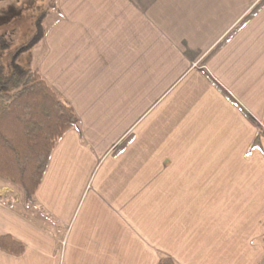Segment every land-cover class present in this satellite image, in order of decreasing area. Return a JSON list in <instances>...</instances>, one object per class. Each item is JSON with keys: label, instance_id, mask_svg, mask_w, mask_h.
Masks as SVG:
<instances>
[{"label": "crops", "instance_id": "1", "mask_svg": "<svg viewBox=\"0 0 264 264\" xmlns=\"http://www.w3.org/2000/svg\"><path fill=\"white\" fill-rule=\"evenodd\" d=\"M260 1L56 0L36 67L81 123L34 204L0 178V264H264V7L207 59Z\"/></svg>", "mask_w": 264, "mask_h": 264}, {"label": "trees", "instance_id": "2", "mask_svg": "<svg viewBox=\"0 0 264 264\" xmlns=\"http://www.w3.org/2000/svg\"><path fill=\"white\" fill-rule=\"evenodd\" d=\"M263 7L264 0H261L207 59ZM46 16L43 14L37 21V32L25 50L45 38ZM17 56L12 60L10 73L0 76V178L19 186L25 200L34 204L57 144L71 130L78 129L81 120L74 107L51 86L40 70L19 65ZM260 137V134L256 137L252 149ZM130 141V137L123 141L114 154L124 150ZM0 249L21 256L26 245L6 234L0 235ZM158 264L177 262L170 256H163Z\"/></svg>", "mask_w": 264, "mask_h": 264}, {"label": "rangeland", "instance_id": "3", "mask_svg": "<svg viewBox=\"0 0 264 264\" xmlns=\"http://www.w3.org/2000/svg\"><path fill=\"white\" fill-rule=\"evenodd\" d=\"M56 6V0H0V76L10 73L12 60L18 54L16 61L19 65L36 68L45 54L43 40L31 49L25 50V47L36 34L37 21L43 14H47L45 27H50L51 13ZM7 183V186H15L11 193L7 191L9 200H16L19 192L23 194L19 186Z\"/></svg>", "mask_w": 264, "mask_h": 264}]
</instances>
